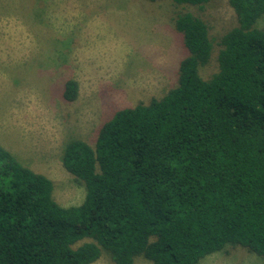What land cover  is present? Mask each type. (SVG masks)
I'll return each instance as SVG.
<instances>
[{
	"label": "trees",
	"instance_id": "1",
	"mask_svg": "<svg viewBox=\"0 0 264 264\" xmlns=\"http://www.w3.org/2000/svg\"><path fill=\"white\" fill-rule=\"evenodd\" d=\"M228 4L237 24L209 79L199 74L208 26L180 13L176 86L115 111L94 146L65 144L62 166L85 189L79 205L60 206L51 180L0 145V264H92L103 252L114 264H197L226 246L264 256V28L254 26L264 0ZM77 95L66 80L61 98Z\"/></svg>",
	"mask_w": 264,
	"mask_h": 264
},
{
	"label": "rangeland",
	"instance_id": "2",
	"mask_svg": "<svg viewBox=\"0 0 264 264\" xmlns=\"http://www.w3.org/2000/svg\"><path fill=\"white\" fill-rule=\"evenodd\" d=\"M184 12L208 26L213 49L199 74L209 79L220 38L237 24L228 0L201 9L172 0H0V145L51 180L60 206H77L85 194L62 166L65 144L94 146L115 111L176 86L187 50L174 19ZM254 26L264 28V15ZM68 79L78 87L70 102L61 98ZM92 264L114 263L103 252ZM133 264L151 262L136 256ZM197 264H264V256L226 246Z\"/></svg>",
	"mask_w": 264,
	"mask_h": 264
}]
</instances>
